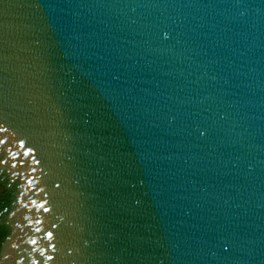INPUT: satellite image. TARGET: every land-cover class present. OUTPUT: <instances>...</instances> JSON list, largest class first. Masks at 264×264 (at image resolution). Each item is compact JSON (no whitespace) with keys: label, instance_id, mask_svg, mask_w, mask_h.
<instances>
[{"label":"water","instance_id":"water-1","mask_svg":"<svg viewBox=\"0 0 264 264\" xmlns=\"http://www.w3.org/2000/svg\"><path fill=\"white\" fill-rule=\"evenodd\" d=\"M0 264H264V0H0Z\"/></svg>","mask_w":264,"mask_h":264}]
</instances>
